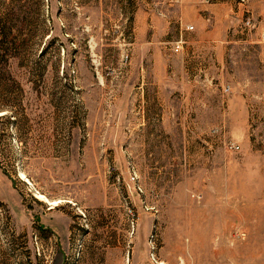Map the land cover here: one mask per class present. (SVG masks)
Wrapping results in <instances>:
<instances>
[{
    "label": "rangeland",
    "instance_id": "374dc122",
    "mask_svg": "<svg viewBox=\"0 0 264 264\" xmlns=\"http://www.w3.org/2000/svg\"><path fill=\"white\" fill-rule=\"evenodd\" d=\"M200 2L229 6L231 75L183 64L181 0H0L25 43L0 83V264H264V25Z\"/></svg>",
    "mask_w": 264,
    "mask_h": 264
},
{
    "label": "crops",
    "instance_id": "0c3cea01",
    "mask_svg": "<svg viewBox=\"0 0 264 264\" xmlns=\"http://www.w3.org/2000/svg\"><path fill=\"white\" fill-rule=\"evenodd\" d=\"M253 6L264 25V0H253ZM203 10H208L213 15V23H208L203 18ZM164 11L168 12V9H164ZM173 12L176 14L180 13L183 19L180 27L181 33L179 32L180 36L178 34L179 37L177 36V39L180 37L185 38V40L186 38L188 39L187 33L189 34V30H186L185 27L187 25L194 26L198 38L197 43L190 44L189 42L186 45V49L182 51L183 64L185 67L194 69L204 63L202 69L204 73L207 74V78L212 77L211 74H213V70L216 67L218 70H221L220 72H222L223 75H231V67H235L239 60L237 59V56L234 57L232 54L234 48H231V46L225 42L226 31L228 28V4L226 2L202 4L200 0H181V4H179ZM137 16L139 17L137 24L140 27V34L142 35L153 36L158 33L159 35H163L168 30L167 27H169V21L166 19L153 16L152 20L157 22V25H155L147 23L149 15L145 10H139ZM164 20H166V22ZM159 23L163 27V30L159 29L157 32ZM154 45L155 43L153 41L144 42V46L149 48L154 47ZM252 50L257 51V53L250 54ZM249 51V53H246L249 54L248 58H257L258 64L261 66V60L264 61V45L253 47ZM187 56L191 57L189 58V61L186 60ZM212 56L215 57L214 59L216 61V64L214 65L210 64ZM183 72L186 75L188 74L185 73L184 70ZM197 97H199L198 91Z\"/></svg>",
    "mask_w": 264,
    "mask_h": 264
},
{
    "label": "trees",
    "instance_id": "16d2710c",
    "mask_svg": "<svg viewBox=\"0 0 264 264\" xmlns=\"http://www.w3.org/2000/svg\"><path fill=\"white\" fill-rule=\"evenodd\" d=\"M23 44L25 45L19 41L18 33L14 31L13 17L8 14L0 17V83L8 82L6 75H12L9 70L11 65L23 58Z\"/></svg>",
    "mask_w": 264,
    "mask_h": 264
},
{
    "label": "built area",
    "instance_id": "2783aa9c",
    "mask_svg": "<svg viewBox=\"0 0 264 264\" xmlns=\"http://www.w3.org/2000/svg\"><path fill=\"white\" fill-rule=\"evenodd\" d=\"M165 1L168 2L172 6L178 5L180 2V0H165ZM242 1H245V0H242ZM245 26L248 29L253 28L254 24L252 23V20L250 17H248L247 20L245 21ZM193 28H194V26H192V25L189 27V29H193ZM183 44H184L183 39L182 40L180 39L179 41H177L175 48H174L175 51H179L182 48ZM225 91H229V87H226Z\"/></svg>",
    "mask_w": 264,
    "mask_h": 264
},
{
    "label": "bare ground",
    "instance_id": "6f19581e",
    "mask_svg": "<svg viewBox=\"0 0 264 264\" xmlns=\"http://www.w3.org/2000/svg\"><path fill=\"white\" fill-rule=\"evenodd\" d=\"M55 203V202H54Z\"/></svg>",
    "mask_w": 264,
    "mask_h": 264
}]
</instances>
